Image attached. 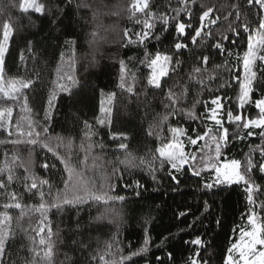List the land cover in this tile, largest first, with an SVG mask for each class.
Returning <instances> with one entry per match:
<instances>
[{"label": "trees", "instance_id": "1", "mask_svg": "<svg viewBox=\"0 0 264 264\" xmlns=\"http://www.w3.org/2000/svg\"><path fill=\"white\" fill-rule=\"evenodd\" d=\"M20 2L0 0V29L9 17L15 29L5 55V73L8 77L35 81L32 88L25 90L31 119L39 125L36 128V131L41 132L39 139L48 143L53 151H48L39 142L35 145L11 143L18 138L15 129H12L13 134L10 136L5 129L0 128V141H3L0 143V167L4 166L6 158L11 164L13 155H16L26 164L30 161L31 170L36 175L62 189L67 177L61 159L64 158L83 174L98 193L124 196L125 200L107 203L89 200L74 207L65 206L62 211L52 209L46 219L30 208H25L23 217L19 209H8L13 221L12 230L5 240L4 264H21L22 258H30L29 248L36 246L39 250L38 241L41 235L46 237L49 227L54 242L53 264H102L98 258L93 260L91 257L110 242H114L113 252L119 247L123 249L122 254L128 255L143 245L145 229L151 237V244L146 253L133 257L136 264H161V260L165 264H185L187 258L196 251V246L186 245L184 241L194 239L197 235L208 242L206 249H200L201 256L208 264H224L227 250L238 237L240 228L248 227L247 216L252 206L247 201L244 185H222L209 191L203 185L214 179L211 171L195 176L188 166L180 173H175L166 165L163 170L155 171L153 179V173L146 165H139L138 159L136 166L121 163L127 155L118 147L121 142L128 144V151L133 156L147 160L155 154L162 142L170 138L169 127H184L193 138V129H203L200 119L187 116H170L166 123H161L162 116L167 113L163 103L164 93L147 84L146 74L149 69L139 63L143 58V49L131 45L124 47V30H132L129 32L132 35V32H138L142 27L134 22V18H130L128 8L131 0H71V3L67 0H42L46 7L49 4L53 6L51 13L46 11L44 15L22 13L18 7ZM189 3L194 27L202 6L204 10L215 6L213 15H220L221 19L211 26L213 33L218 37L221 32L227 34L229 40L224 41L225 47L241 54L246 50L248 35L241 25L247 22L255 28L264 16V9L255 3L249 5L247 0H196V4H191L189 0ZM233 4L239 5V20L235 19L236 9L231 7ZM151 6L154 12L174 15L171 9L180 5L179 0H152ZM228 12L233 15L228 16ZM225 16L227 19H224ZM181 19L187 21L188 18L182 15ZM229 24L238 28L239 36L228 31ZM159 29L160 25L157 24V33ZM173 35L170 27L163 42L153 40L148 44V51L171 53ZM233 39L235 45L231 44ZM183 42L188 43L189 48L182 50L179 56L183 63L175 79L177 84L189 86L184 106L190 107L194 99H200L202 103L195 109L196 115L200 117L206 107H211L210 100L219 95L225 98L222 101L225 111L229 108L234 114L240 111L236 99L239 82L234 77H243L242 65L235 57L220 55L217 49L210 46L211 41L204 45L198 41L193 45L189 37H184ZM202 55L209 57V71L216 64L226 61L231 68V72L223 69L217 71L216 79L209 82L212 91L188 81L192 66H199ZM121 60L126 63L130 61L128 66L137 75L133 92L119 87ZM58 67L62 75L72 74L77 83L72 87L71 94L57 92L54 108L50 112L51 118L45 120L48 97L58 82ZM172 83L169 79L167 86ZM101 92L116 93L110 124L97 123ZM262 97L264 69L257 71L252 100ZM203 101L209 103L205 105ZM8 106L13 107L14 125L24 113L20 111L19 103L0 101V107ZM243 111L250 117L258 114L254 104L245 105ZM84 121L92 125L91 140L85 136L88 130L85 129ZM45 126L48 128L46 133L41 131ZM150 126H153L151 135ZM225 126L229 127L230 133L235 130L234 125L226 123ZM255 131L258 133L260 130ZM114 133H126L128 139H113ZM89 143L93 145L91 150L87 148ZM257 145H264V139L259 135L244 140L233 139L224 149L221 159H238L243 162ZM86 153L88 159L84 162ZM253 156L256 160H264L258 152L253 153ZM45 162L49 164L47 169L41 167ZM14 171L16 178L8 191L17 192L23 205H37L39 197L25 190L24 168L16 167ZM170 173L178 176L179 185L172 180ZM0 179L6 181V174L0 176ZM253 179L264 190V173L254 170ZM137 181L141 185L139 188L135 186ZM137 192L140 195H136ZM255 198L256 210L264 216V209L259 208V203L264 202V192L256 193ZM205 200L211 205L207 212L203 208ZM6 202L7 199L0 195V205ZM0 211H3L2 207ZM181 211H187L188 215L178 218ZM194 220L195 224L189 227ZM42 227L44 233L39 232ZM169 234L174 238L170 237V241L161 246L163 237ZM33 238L36 245L32 243ZM168 252L172 253L170 261L167 259ZM37 264H41L39 259Z\"/></svg>", "mask_w": 264, "mask_h": 264}, {"label": "snow or ice", "instance_id": "2", "mask_svg": "<svg viewBox=\"0 0 264 264\" xmlns=\"http://www.w3.org/2000/svg\"><path fill=\"white\" fill-rule=\"evenodd\" d=\"M67 2L71 3V0H67ZM247 3L249 5L253 3L258 4L261 9H264V0H247ZM191 4H196V0H191ZM151 5L152 0H131L128 8L130 18H134V22L142 27L140 31L132 32V35H129V32L132 30H124V37L126 38L124 47L131 45L143 49V58L139 63L149 69L146 74L147 84L153 89L161 90L164 93L163 103L167 109V113L162 116L161 123H166L170 116H187L191 119H200L203 129L202 131L193 129V132H195V138H193V136L188 135L187 129L184 127H169L170 138L167 142H162L161 146L155 150V154L147 160L142 157L137 158L133 156L128 151V144L121 142L118 147L127 152L125 160L121 161V163L136 166L135 162L138 159L139 165H146L148 170L153 173V179H155V171L163 170L166 165L174 170L175 173H180L185 166H188L195 176H200L204 171H211L214 174V179L212 182L204 183L203 185L209 191L222 185H244L247 201L252 206L247 216L248 227L240 228L238 237L227 250L224 264H264V216H261L256 210L257 200L255 198L256 193H262L264 190L253 179L254 170L264 173V160H256L253 156V153L258 152L261 157H264V145L255 146L243 162L238 159H221L224 149L228 147L233 139L244 140L254 135H259L264 139V97L255 101L252 100V93L257 81V71L264 69V16L261 17L258 21V26L255 28L247 22L241 25L243 31L248 34L246 50L241 54L239 51L225 47L224 41L229 40L227 34L221 32L218 37L213 33L211 26L217 24L221 19L220 15H213L216 11L215 6L207 7L206 10L202 6V12L198 16L196 26L194 27L189 0H179L180 6L171 9L174 15L154 12ZM18 7L25 14L32 12L44 15L46 11L50 14L53 6L49 4L46 7V4L42 0H21ZM231 7L236 9L235 19L239 20V5L233 4ZM138 13L140 14L139 17L137 16ZM182 15L188 18L187 21L181 19ZM231 15L233 13L228 12V16ZM224 19H227V16ZM157 24L160 25L159 33H157ZM170 27L174 33L172 52L157 50L154 53H150L148 51V44L153 40L157 43H162L166 34L169 33ZM189 30H191V35H189ZM0 31H2V38H0V101L6 100L19 103L21 105L20 111L24 113L13 125V107H0V128L5 129L10 136L13 134L12 129H15V134L18 138L11 141V143L35 145L39 142L44 148L52 152L53 148L48 143L39 139L41 132L36 131L39 125L31 119V109L28 107L27 95H25V90L32 88L35 81L32 79L8 77L5 73V55L8 51L11 38L15 33L11 17L5 20ZM228 31L234 36H239L240 34L238 28L233 27L232 24H229ZM184 37H189L193 45L197 44L198 41L202 45L207 41H211L210 46L217 49L220 55L235 57L242 65L243 77H234L239 82V93L236 99L237 107L240 111L236 114L233 113L231 108L225 111V105L222 102L225 98L219 95L214 96L210 100L211 107H206L205 112L200 117L196 115L195 111L196 106L202 103L200 99H194L190 107L184 106V101L189 95V86L188 84H177L175 79L178 76L177 70L183 63L179 59V56L182 50L189 48V44L183 42ZM235 43V39L231 40V44L235 45ZM21 59H23V56H21ZM258 61L260 62L259 64L257 63ZM129 63L130 61L128 63L124 60L120 61L119 87L122 90L133 92L137 75L128 66ZM208 63L209 57L202 55L199 58V66H192L188 74V81L195 82L202 88L212 91L209 87V82L216 79L217 71L223 69L231 72V68L226 61L222 64H216L213 70L209 71L207 67ZM57 76L58 82L56 87L50 93L47 100V108L44 112L45 120L51 118L50 112L54 108L57 92L71 94L72 87L77 83L72 74L62 75L59 67L57 68ZM169 79L173 81L171 86H167ZM225 83L227 84L228 81H225ZM216 91L218 92L219 89H216ZM115 99V92L108 94L101 92V99L99 101L100 115L97 117L98 124L105 125L111 123ZM203 103L207 105L209 101H203ZM252 104L258 109V114L255 117L247 116L243 111L245 105ZM83 123L85 129L88 130L85 132V136L91 140V136L93 135L91 132L92 125L88 121H84ZM226 123L235 126V130L232 133H230L229 127L225 126ZM152 127L150 126V135L152 134ZM156 127L159 126L157 125ZM257 129L260 130L258 133L255 131ZM41 131L46 133L48 131L47 126L43 127ZM19 137H26V139H20ZM182 137L186 138L187 143L192 146H196L199 141H203L204 143L200 145L196 152H186L185 142L181 139ZM112 138L126 141L128 136L126 133H114ZM0 143H3V141H0ZM81 147L83 148L84 145H81ZM92 147L91 143L87 145L88 150H91ZM54 154L59 155L58 153ZM61 159L67 172L62 189L50 183L48 179L36 175L31 170V162L29 161L26 164L24 161H20L16 155H13L11 164L6 158L4 166L0 167V176L6 174V181L5 179H0V190H3V192H0V195H3L8 201L0 205L3 209V211H0V264H4L5 240L12 230L13 217L9 214L8 209H19L20 215L23 217L25 208H30L32 211L39 212L46 219L47 213L52 209L62 211L65 206L74 207L89 200L95 202L103 201L104 203L125 200L124 196L109 195L107 192L98 193L94 190L91 183L85 179L83 174L77 171L76 167H73L66 159ZM87 159L86 153L84 162ZM16 167L24 168L26 173L23 177L25 190L39 197L40 202L37 205H23L17 192L8 191L14 178H16L14 171ZM41 167L47 169L49 168V164L45 162ZM52 167L54 168L55 165H52ZM170 175L172 180L179 185L180 180L178 176L172 173ZM135 186L137 188L141 187L138 181ZM136 195H140V193L137 192ZM210 207L211 205L205 200L203 202L204 211L207 212ZM259 208L264 209V202L259 203ZM186 215H188L187 211H181L178 213V218L185 217ZM196 219L199 220V217ZM195 222V220L192 221L188 226L192 227ZM216 223L219 224V220ZM44 231L43 227L39 230L40 233H44ZM51 237L52 231L49 227L46 237L41 235L38 241L39 250H37L36 246L30 247L29 252L31 253V257L27 259L22 258L21 264H37L38 259L41 264H53L54 242ZM170 237L174 238L172 234L164 236L161 246L169 242ZM32 243L33 245L37 244L34 238ZM184 243L189 246H196V251L187 258L185 264H208V261L201 256L200 252V249H206L208 244L206 240L197 235L194 239L185 240ZM150 244L151 237L148 235L147 229H145L143 245L139 249L130 252L128 255H124L122 254L123 249L119 247L113 252L114 242H110L106 243L105 248L100 250L98 254L93 255L91 259L97 260L98 258L102 264H136L133 257L146 253L149 250ZM167 259L169 261L172 259L171 252L167 253ZM161 264H165L164 260H161Z\"/></svg>", "mask_w": 264, "mask_h": 264}, {"label": "rangeland", "instance_id": "3", "mask_svg": "<svg viewBox=\"0 0 264 264\" xmlns=\"http://www.w3.org/2000/svg\"><path fill=\"white\" fill-rule=\"evenodd\" d=\"M181 139H183L184 142H185V151H186V152H196L197 149L200 147V145H202V144L204 143L203 141H199L198 144H197L196 146H192V145H189V144L187 143V141H185V138H184V137H182ZM201 154H202V153H201ZM198 155H199V154H198Z\"/></svg>", "mask_w": 264, "mask_h": 264}]
</instances>
